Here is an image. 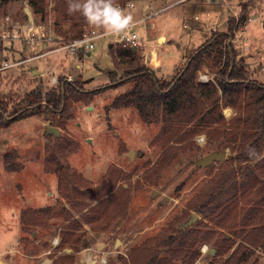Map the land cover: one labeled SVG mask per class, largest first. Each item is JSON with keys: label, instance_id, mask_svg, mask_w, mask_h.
Wrapping results in <instances>:
<instances>
[{"label": "rangeland", "instance_id": "rangeland-1", "mask_svg": "<svg viewBox=\"0 0 264 264\" xmlns=\"http://www.w3.org/2000/svg\"><path fill=\"white\" fill-rule=\"evenodd\" d=\"M64 1L68 2L43 0L40 12L31 0H0V61L33 57L83 31L87 24L83 15L60 12L58 3ZM170 1L156 0L150 10L141 12V4L150 1L135 0L136 7L125 10L134 20L154 13L135 25L141 65L161 79H171L194 50L214 31L226 30L228 18L234 17V36L228 41L237 58L248 63V80L264 84V0ZM29 15L45 27L51 40L31 44L9 37L25 28ZM158 35L165 41H157ZM114 38L108 34L95 39L89 51L74 54L64 49L37 56L29 62L42 61L36 66L43 71L39 75L32 74L26 63L0 70V98L8 112L19 109L33 89L45 92L63 81L77 79L83 89L97 90L89 100L70 99L66 117L42 111L0 125V264H132V259L141 263L144 248L163 249L162 237L176 234L192 213L198 217L191 230L211 236L196 243L199 256L192 264H234L225 260L240 246L251 252L238 264H264V247L252 246L241 237L264 221V154L238 180L237 200L227 216L209 221L189 206L218 171L240 165L232 160L235 151L223 145L234 129L231 120L236 110L223 105L226 121L220 125V135L200 132L178 140L163 132L161 123L142 121L134 108L110 106L132 84L113 67L112 54L124 47ZM212 79L206 68L198 73L202 82ZM46 124L57 126L59 135L45 134ZM217 149L226 150L224 161L195 166L197 158ZM51 155L62 167L61 183L56 163L47 161ZM254 174L257 182L252 181ZM35 208L52 212H42L36 225L23 229L21 211ZM250 211L256 217L243 216ZM62 233L69 241L62 242ZM218 238L228 241L216 255ZM162 256L169 259L170 253ZM171 264H181L180 257L172 258Z\"/></svg>", "mask_w": 264, "mask_h": 264}, {"label": "trees", "instance_id": "trees-1", "mask_svg": "<svg viewBox=\"0 0 264 264\" xmlns=\"http://www.w3.org/2000/svg\"><path fill=\"white\" fill-rule=\"evenodd\" d=\"M33 7L43 12V0H31ZM120 1L124 4L127 0ZM58 8L63 14L68 11V2H59ZM69 13V11H68ZM245 14L243 9L241 16ZM80 12L69 14L70 17H79ZM86 20V19H85ZM235 18L227 20V28L223 31H214L211 36L194 50L184 66L169 80L157 77L149 67L140 64L137 50L119 48L112 62L115 70H122L131 82V86L117 95L110 102L112 107L134 108L142 121L146 123H161V130L169 136H176L178 140L190 138L194 134L204 132L208 137L221 134V124H225L222 115L223 105H230L236 110V116L231 120L233 131L225 139L224 147L230 146L235 151L232 160L239 162V166L230 167L215 174L212 182L190 201L192 210L202 214L209 221L220 216H227L232 203L237 200L236 188L238 180L244 176L251 165H258L264 154V84L248 80L250 70L243 57L237 58V52L228 41L234 36ZM82 28L76 36H79ZM74 38V37H73ZM0 41V49H2ZM186 66V67H185ZM206 68L213 73V79L206 82L198 80V73ZM113 72V71H112ZM112 72H108L109 79ZM79 80L63 81L56 87L43 92L33 89L21 102L19 109L6 110L4 101L0 98V125L27 115L47 112L59 118L68 114V101L72 98L90 99L96 89L85 90ZM54 137V136H53ZM47 161L56 163L55 171L59 174L61 183L64 173L55 155L47 157ZM254 171L253 173H256ZM252 180L257 182L258 175ZM233 193L224 198L230 192ZM243 192V191H242ZM42 212L50 214V208L24 209L20 213V223L23 229L36 225ZM59 214L58 211H54ZM245 215L256 217L250 211ZM224 218V217H223ZM263 218H261L262 220ZM264 221L256 223L252 228L241 233V237L252 246L264 247ZM255 223V222H254ZM74 226V221H70ZM66 234L62 233V242ZM72 237V236H71ZM70 237V239H71ZM210 234L200 236L198 231L191 230V226L179 227L176 234L162 237L163 249L144 248L145 259L141 263L132 264H171V259L180 257L181 264H192L199 256L195 249L197 242L210 239ZM228 240L218 238L215 242L216 255L221 253ZM172 247L176 249L172 250ZM251 252L250 248L240 246L225 260V263L238 264L241 258ZM170 253V258L162 255ZM208 264H215L209 262Z\"/></svg>", "mask_w": 264, "mask_h": 264}, {"label": "built area", "instance_id": "built-area-1", "mask_svg": "<svg viewBox=\"0 0 264 264\" xmlns=\"http://www.w3.org/2000/svg\"><path fill=\"white\" fill-rule=\"evenodd\" d=\"M117 4L124 10L134 7L133 0L127 1L124 4H120V3ZM129 5H131V7H129ZM150 15L151 14L146 15L141 19L134 20V26L130 30H126L120 33H114L113 34L115 36L114 40L120 42L124 47L136 49L140 45V36L136 31L135 25L149 18ZM24 27L25 28L21 29V31L15 30L12 34L9 35V37L13 39L21 38L22 40H25L26 42H30L31 44L38 43L40 40L48 41L53 38L50 34L47 35L45 27L42 24L35 23L32 20L31 16H28L27 23ZM106 35L108 34L105 32L104 29L92 26L87 23L79 36L71 38L67 42H64L63 44L61 43V45L55 47L54 49L47 50L40 54L38 53L34 57L64 49L74 54L83 51H89L94 47L93 43L95 39L99 37H104ZM55 39L59 40V42H63V38L58 35H56ZM23 61L25 60L3 58L0 61V70L15 67L18 64L22 63Z\"/></svg>", "mask_w": 264, "mask_h": 264}, {"label": "clouds", "instance_id": "clouds-1", "mask_svg": "<svg viewBox=\"0 0 264 264\" xmlns=\"http://www.w3.org/2000/svg\"><path fill=\"white\" fill-rule=\"evenodd\" d=\"M68 11L70 14L80 12L88 24L103 28L107 34L120 33L134 26L133 15L116 0H68Z\"/></svg>", "mask_w": 264, "mask_h": 264}, {"label": "water", "instance_id": "water-1", "mask_svg": "<svg viewBox=\"0 0 264 264\" xmlns=\"http://www.w3.org/2000/svg\"><path fill=\"white\" fill-rule=\"evenodd\" d=\"M186 67V66H185ZM45 134H49L52 135L54 137L58 136L60 133V130L57 126L55 125H51V124H46L45 125V130H44ZM128 156L131 157L130 152L128 153ZM226 157V150H214L211 151L207 154H205L204 156H201L199 158H197L195 160V166L197 167H206L209 166L210 164L216 162V161H224ZM197 214L192 213L190 215V217L181 224L182 227H186L188 225H190L192 222H194L197 219ZM214 250H211V252Z\"/></svg>", "mask_w": 264, "mask_h": 264}, {"label": "crops", "instance_id": "crops-1", "mask_svg": "<svg viewBox=\"0 0 264 264\" xmlns=\"http://www.w3.org/2000/svg\"><path fill=\"white\" fill-rule=\"evenodd\" d=\"M148 1H150V2H143L142 4H141V7H140V10H141V12H143V11H146V10H150V5H151V3H155L156 2V0H148ZM206 2L207 1H209V0H205ZM211 1H213V0H211ZM134 2H135V0H134ZM180 2H182L181 0H171L170 1V3L169 4H176V3H180ZM136 7V5H134V7L133 8H135ZM149 14H151V12H149V13H146L143 17H145L146 15H149ZM154 14V13H153ZM153 14H151L150 16H152ZM30 16V15H29ZM143 17H139L138 19H141V18H143ZM137 19V20H138ZM150 26H152V24L150 25ZM158 40H163V42L165 41V37L163 36V35H158V37H157V41ZM115 41V40H114ZM37 54V53H36ZM35 55H33V57H30V58H28V57H26V59H24L23 58V60H25V61H23L22 63H26L25 65H30V72L32 73V74H34V72H36L38 75L41 73V72H43V71H37L36 70V66H39L40 65V63H42V61L39 63V62H32V63H30L29 61L30 60H34V59H36V57H34ZM20 59H22V58H20ZM156 57H155V61H156ZM151 62L153 63V59L151 60ZM21 63V64H22ZM24 68H25V66H24Z\"/></svg>", "mask_w": 264, "mask_h": 264}, {"label": "bare ground", "instance_id": "bare-ground-1", "mask_svg": "<svg viewBox=\"0 0 264 264\" xmlns=\"http://www.w3.org/2000/svg\"><path fill=\"white\" fill-rule=\"evenodd\" d=\"M130 155H132V151L130 152ZM92 256V255H91ZM86 258V257H85Z\"/></svg>", "mask_w": 264, "mask_h": 264}]
</instances>
